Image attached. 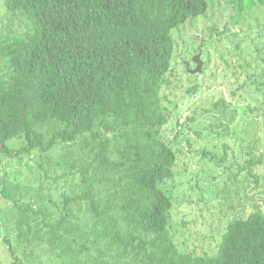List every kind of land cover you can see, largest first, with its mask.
I'll return each mask as SVG.
<instances>
[{
    "label": "trees",
    "instance_id": "obj_1",
    "mask_svg": "<svg viewBox=\"0 0 264 264\" xmlns=\"http://www.w3.org/2000/svg\"><path fill=\"white\" fill-rule=\"evenodd\" d=\"M2 1L0 246L12 264H264V209L239 210L262 155L243 164L244 204L224 209L213 251L180 243L174 226V142L199 119L184 125L172 98L174 32L211 0ZM231 1L236 22L264 7ZM214 107L204 130L229 114Z\"/></svg>",
    "mask_w": 264,
    "mask_h": 264
},
{
    "label": "rangeland",
    "instance_id": "obj_2",
    "mask_svg": "<svg viewBox=\"0 0 264 264\" xmlns=\"http://www.w3.org/2000/svg\"><path fill=\"white\" fill-rule=\"evenodd\" d=\"M245 4L250 6L251 1ZM6 15L0 0V28L9 20ZM237 19L238 10L231 0H211L206 15L174 32L173 69L177 79L172 91L178 96L172 98L184 125L189 117L183 118L196 117V112L199 119L193 129L188 127L178 138L181 141L174 142L181 152L169 188L175 198L177 240L198 251L206 246L213 251L222 240L220 234L232 219L224 209L244 204L240 192L247 175L242 167L251 156H263L255 168L260 185L253 177L248 180L244 188L248 195L243 196L247 195L248 204L239 210L242 214L245 208L246 215L254 204L264 209V7L254 6L244 12L241 21ZM200 51L205 68L199 75H192L188 64L196 67L193 57ZM252 81L256 82L254 86ZM195 84H201V88L190 97L186 90ZM240 86L244 88L241 94L232 95ZM223 100L229 114L222 116L223 121L217 115L219 123L214 131L204 130L200 119L210 124L205 114ZM248 105L254 107V114ZM175 120L169 125L170 139L175 136ZM211 236H215L213 240L208 239ZM0 264H12L5 244L0 246Z\"/></svg>",
    "mask_w": 264,
    "mask_h": 264
},
{
    "label": "water",
    "instance_id": "obj_3",
    "mask_svg": "<svg viewBox=\"0 0 264 264\" xmlns=\"http://www.w3.org/2000/svg\"><path fill=\"white\" fill-rule=\"evenodd\" d=\"M193 62L196 64L195 68H191L190 64H188V71L195 74L197 72H202V68L204 65V60L202 59V51H200L198 54H196L193 57ZM0 231H1V227H0Z\"/></svg>",
    "mask_w": 264,
    "mask_h": 264
}]
</instances>
